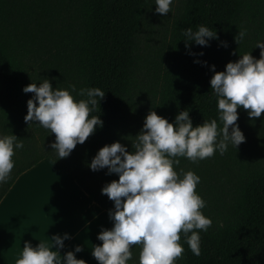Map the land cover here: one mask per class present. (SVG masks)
<instances>
[{
    "label": "trees",
    "instance_id": "16d2710c",
    "mask_svg": "<svg viewBox=\"0 0 264 264\" xmlns=\"http://www.w3.org/2000/svg\"><path fill=\"white\" fill-rule=\"evenodd\" d=\"M155 6V0H0V131L23 138L22 157H13L18 166L2 183L0 200L19 174L49 158L100 208L114 209L101 188L118 180V174H108L107 167L94 171L88 165L105 144L119 141L133 151L132 142L149 113L145 106L169 122L187 109L194 126L204 119L219 123L210 79L214 71L225 70L229 61L246 52L259 59L256 44L264 40V0H181L164 41L159 73L152 77L157 91L142 106L138 90L149 68L142 41ZM200 24L217 32L218 38L207 46L184 40V30H196ZM241 29H246V35L237 43ZM30 61L38 62L44 74L35 75ZM42 78H48L53 88L75 85L72 94L77 99L86 98L77 95L81 88L105 91L90 113L99 115L103 126L64 158L57 159L51 147L54 141L38 152V142L47 140L50 130L24 119L31 92L22 89ZM237 111L239 127L252 123L262 134L255 141L247 140L242 159L233 160L237 174L227 199L197 186L206 201L201 211L212 225L200 232L199 256L181 234L184 253L177 264H264V112L252 118L243 106ZM178 159L175 169L188 160ZM140 248L132 246L128 264H139Z\"/></svg>",
    "mask_w": 264,
    "mask_h": 264
},
{
    "label": "clouds",
    "instance_id": "9594fccd",
    "mask_svg": "<svg viewBox=\"0 0 264 264\" xmlns=\"http://www.w3.org/2000/svg\"><path fill=\"white\" fill-rule=\"evenodd\" d=\"M173 2L155 0V11L167 14ZM213 29L204 24L196 30L188 27L184 40L207 46L211 39L218 38ZM245 35L246 29L239 30L237 43ZM256 47L260 48L259 59L246 52L235 62L229 61L225 70L214 71L210 79L217 98L219 123L215 118L204 119L194 126L187 109L169 122L152 110L132 142L133 151H127L119 141L105 144L97 151L88 165L90 169L107 167L108 174L119 176L101 188L102 194L114 202V209L109 210L112 227L102 228L97 235L102 243L93 244L90 250L98 264H128L133 245L141 246L139 264H177L184 253L181 234L192 253L201 255L200 232L212 225V219L201 211L206 201L196 191L201 177L192 170L178 172L174 165L180 163L179 157L197 162L217 151L223 154L230 144L237 149L245 141L236 123L237 109L243 106L252 118L264 112V40L257 41ZM211 68L214 70L215 65ZM22 90L34 94L27 100L25 121L38 122L55 134L51 147L57 159L69 156L78 143H84L97 127L103 126L99 115H90L105 95L100 87L81 88L77 95L86 97L83 99L73 96L75 85L53 88L48 78L38 85L29 83ZM22 147L23 142L16 135H0V183L11 178L13 157ZM68 238V233L53 234L50 243L40 241L36 246L25 240L15 264H87L75 255L83 250L82 245L61 256L59 249L64 248Z\"/></svg>",
    "mask_w": 264,
    "mask_h": 264
},
{
    "label": "crops",
    "instance_id": "0c3cea01",
    "mask_svg": "<svg viewBox=\"0 0 264 264\" xmlns=\"http://www.w3.org/2000/svg\"><path fill=\"white\" fill-rule=\"evenodd\" d=\"M109 210L102 209L65 171L44 158L15 179L0 200V264H15L23 243H50L53 234H69L61 256L74 251L87 264H98L91 255L102 228H111Z\"/></svg>",
    "mask_w": 264,
    "mask_h": 264
},
{
    "label": "rangeland",
    "instance_id": "374dc122",
    "mask_svg": "<svg viewBox=\"0 0 264 264\" xmlns=\"http://www.w3.org/2000/svg\"><path fill=\"white\" fill-rule=\"evenodd\" d=\"M180 2L181 0H174L173 4L171 5V10L167 14H160L155 11L152 21L147 25L146 33L144 35L146 39L144 38L142 41V45L145 46L147 52L144 51L142 53L145 57H147L149 68L145 71V80L144 82L140 83L138 90L140 99H142V106L146 105L145 103L147 100L153 99L152 92L157 91V84H155V81H152V77L156 78L159 73V60L162 59V56L164 55V41L168 37L172 17ZM30 64L33 67L32 70L34 71L35 75L41 76L44 74V69L38 67V62L34 63L33 61H30ZM43 79L44 78L37 80V85ZM33 95L34 94L31 93L29 98H31ZM144 109L148 112L153 110L148 106H145ZM239 128L242 130L246 139L237 146V149L230 144L228 149L223 154H220V152L217 151L212 157L198 160L197 162H193L192 160L188 159L176 170L178 172L181 169H183L185 172L188 170L194 171L201 177L200 183L197 186L202 187L201 189H203V191L205 190L206 193H214L219 196V198L227 199L228 192L231 185L234 184L237 174V170L233 165V160L242 159L240 153L247 150V140L255 141L257 137H260L262 134L260 131L255 129V126L252 123H245ZM2 134L4 133L0 131V135ZM36 139L37 141L40 140L38 137ZM21 140L23 142V138H21ZM53 141H55V134L51 133L48 135L47 140H45L43 143L40 141L38 142L39 149L37 151H41L42 147H47V145ZM21 149L16 150L14 157H22L20 153ZM75 149L76 148H74V150ZM17 166L18 165H14L12 173L15 171ZM1 186L2 183H0V187Z\"/></svg>",
    "mask_w": 264,
    "mask_h": 264
}]
</instances>
